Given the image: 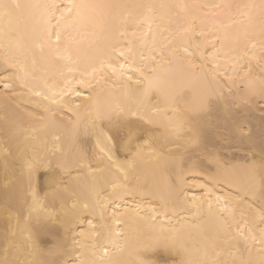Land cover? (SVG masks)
<instances>
[{
    "label": "snow or ice",
    "instance_id": "6c2138e0",
    "mask_svg": "<svg viewBox=\"0 0 264 264\" xmlns=\"http://www.w3.org/2000/svg\"><path fill=\"white\" fill-rule=\"evenodd\" d=\"M0 112V264H264V0H0Z\"/></svg>",
    "mask_w": 264,
    "mask_h": 264
},
{
    "label": "bare ground",
    "instance_id": "6f19581e",
    "mask_svg": "<svg viewBox=\"0 0 264 264\" xmlns=\"http://www.w3.org/2000/svg\"><path fill=\"white\" fill-rule=\"evenodd\" d=\"M173 76L177 79V82H179L180 77H181V70L179 68H176L173 71ZM108 102L109 101H104V100L101 101V103H108ZM237 111H239V109H237ZM253 116L255 117V119L253 120V126H254V128L257 129V132H258V129H259V112L253 113ZM3 118H4V113L0 112V123H2ZM161 131H163V130L161 129ZM207 134L209 137H212V130L209 129L207 131ZM257 152H258V148H257ZM245 153H246V149L233 152L232 155L234 157H236L237 161H242L245 157ZM118 155L120 156L121 159L124 158L123 154L118 153ZM257 159H259L258 155H257ZM196 179L198 181H202V177H197ZM200 194H201V190L199 188L192 187V188L188 189V199H192L193 196H198ZM217 194H219V193H217ZM4 195H5V193L3 192L2 189H0V199H2ZM120 203H123V202H120ZM129 206H131L130 202H129ZM189 219H191V217H189ZM7 229H8L7 222L2 217H0V244H2L3 236H4V233L6 232ZM165 259H167V257H165Z\"/></svg>",
    "mask_w": 264,
    "mask_h": 264
}]
</instances>
